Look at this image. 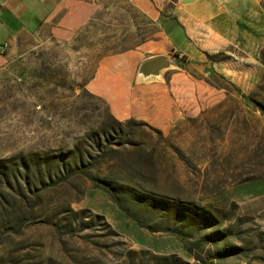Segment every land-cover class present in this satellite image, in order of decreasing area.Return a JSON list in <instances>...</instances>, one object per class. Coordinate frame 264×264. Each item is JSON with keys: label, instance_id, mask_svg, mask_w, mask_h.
I'll return each instance as SVG.
<instances>
[{"label": "rangeland", "instance_id": "374dc122", "mask_svg": "<svg viewBox=\"0 0 264 264\" xmlns=\"http://www.w3.org/2000/svg\"><path fill=\"white\" fill-rule=\"evenodd\" d=\"M98 3L94 19L66 35L44 26L20 34L0 70V264H264V212L242 205L264 192V113L247 98L264 106V47L250 90L212 75L201 82L210 89L198 93L197 107L168 131L116 119L87 83L103 55L140 36L129 29L125 3ZM169 58L177 66L164 78L179 67ZM73 168L107 184L129 224L178 248L157 253L129 243L84 207L93 188L86 175L39 191L35 203L21 194ZM204 239L218 242L197 244Z\"/></svg>", "mask_w": 264, "mask_h": 264}, {"label": "crops", "instance_id": "0c3cea01", "mask_svg": "<svg viewBox=\"0 0 264 264\" xmlns=\"http://www.w3.org/2000/svg\"><path fill=\"white\" fill-rule=\"evenodd\" d=\"M115 1L129 7V29L140 38L133 46L103 55L87 83L114 118L133 117L168 131L188 106L197 107L198 93L209 91V85L202 89L204 79L216 75L241 91L252 88L260 73L259 51L264 47V0ZM98 2L0 0V70L20 34L44 26L54 35H66L94 19L100 10ZM133 16L141 23L133 21ZM114 31L115 39L121 41L122 24L115 25ZM156 55L173 57L179 67L167 72L163 81L136 82L139 62ZM108 200L96 188L86 190L83 198L84 207L103 215L132 245L157 253L178 248L169 236H154L133 222L129 224L126 215ZM242 205L246 210L264 212V192L242 200ZM140 236L149 237L157 249L138 241Z\"/></svg>", "mask_w": 264, "mask_h": 264}, {"label": "trees", "instance_id": "16d2710c", "mask_svg": "<svg viewBox=\"0 0 264 264\" xmlns=\"http://www.w3.org/2000/svg\"><path fill=\"white\" fill-rule=\"evenodd\" d=\"M249 100H251L253 103L256 104V107H258V109L261 110L262 113H264V106L262 104H260L259 102H256L253 98H251L250 96L247 97ZM76 174H83V175H86L87 178L90 179L91 183H92V186L93 188H98L100 189L101 191L105 192L108 197L110 198V200L113 201V203L118 207V209H120V211L124 212L125 214L128 215V212L126 210H124L121 205L119 204L116 196L114 195V193L112 192L111 188L105 184L104 182L100 181L99 179L97 178H94V177H91L90 175H88L84 169L82 168H73V169H68V171L66 173H64L63 175H60L58 177H55V178H50L48 177L47 180L45 181H42L40 182V186H38L37 188L35 189H28V188H25V190L23 192H21V194L27 196V198L31 199V201H33L34 203L38 201V199L40 198L38 192L39 191H43V190H46V189H49L53 186H55L56 184L60 183V182H63L65 181L66 179H68L70 176H73V175H76ZM28 210L31 209V206H28L27 207ZM88 208V207H87ZM90 209V208H89ZM96 213V212H95ZM98 214V213H97ZM99 216L101 217H104L103 215L101 214H98ZM131 218V217H130ZM133 219V218H131ZM138 226L140 227H143L145 228L147 231L149 232H153V230L146 226V225H143L142 223L136 221ZM108 223V222H107ZM109 224V223H108ZM110 225V224H109ZM57 230V227L54 226ZM19 225H16L15 228H12V229H9L10 232H18L19 231ZM113 229V228H112ZM114 230V229H113ZM115 231V230H114ZM170 234L174 235L178 240H180V243L182 244V247L185 251L187 252H190V248L186 247L184 244H183V240L182 238L176 234V233H173V232H170ZM205 242H209V243H217L218 242V239H213V240H201L199 242H197V244H202V243H205ZM224 257V256H223ZM128 264H131V260L128 259Z\"/></svg>", "mask_w": 264, "mask_h": 264}, {"label": "water", "instance_id": "95a60500", "mask_svg": "<svg viewBox=\"0 0 264 264\" xmlns=\"http://www.w3.org/2000/svg\"><path fill=\"white\" fill-rule=\"evenodd\" d=\"M192 0H181L186 3ZM176 63L169 57L164 55H156L146 58L139 62L136 72V82H149V81H163V72L172 67H176Z\"/></svg>", "mask_w": 264, "mask_h": 264}]
</instances>
